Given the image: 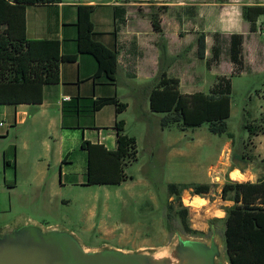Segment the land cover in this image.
Here are the masks:
<instances>
[{"label":"crops","instance_id":"0c3cea01","mask_svg":"<svg viewBox=\"0 0 264 264\" xmlns=\"http://www.w3.org/2000/svg\"><path fill=\"white\" fill-rule=\"evenodd\" d=\"M81 4L94 6V38L119 51L114 81L105 73L97 74L98 62L94 55L79 51L77 21ZM250 5L264 7V0H62L28 4V38L57 39L62 55L77 57L61 62L59 81L43 85L40 102L0 103V122H4L0 125L3 142L0 186L13 193L20 192L15 199L20 200L22 207L54 216L51 208L70 202L64 194L66 188H89L90 201L77 228L105 241L127 237L133 226L121 230L112 220L108 191V186L132 179L127 167L139 160L138 136L128 132L129 120L125 114L134 108L141 129L150 132L152 126L150 142L155 144L160 138L161 148L173 147L170 130L174 126L184 131L188 129L180 124L163 127L161 119L166 113L151 109V91L162 69L169 76L179 77L180 90L187 94L209 93L219 78L230 79V135L222 134L225 139L218 148L217 163L206 169L205 179L193 182L210 185V190L203 194L213 193L216 185L215 193L221 196L227 174L233 171L238 178L246 177L244 181L256 182L264 178V14L251 23L244 16V7ZM153 14L159 17L162 33L154 29ZM233 34L244 36L240 65L230 55ZM201 35H205L206 42L204 57L199 55ZM120 74L124 79L123 87L119 82ZM236 90L245 95L243 110L248 114V102L254 92L259 97L253 118L259 122L254 125L245 119L243 126L249 132H245L238 143L229 127L235 112L233 94ZM111 97L126 103V109L117 113L112 103L95 108L101 99ZM148 116L154 118L152 125ZM119 119L125 121V133L136 138L137 158L125 167L127 178L120 184H88L89 152L83 143L89 141L103 144L109 150L117 149L116 122ZM202 126L207 125L197 127ZM191 183L169 182L168 187L179 185L182 195L181 185ZM94 187L105 189L102 211H99V191L92 190ZM187 189L186 197L189 196L190 202L202 195L195 193L192 187ZM168 194L170 202L176 198L175 194ZM221 200L225 209L234 205L233 200H225L222 196ZM186 205L190 209L191 205ZM10 207L12 210V205ZM225 209L218 219L226 218ZM66 220L62 217L63 223ZM162 246L140 244L128 250Z\"/></svg>","mask_w":264,"mask_h":264},{"label":"trees","instance_id":"16d2710c","mask_svg":"<svg viewBox=\"0 0 264 264\" xmlns=\"http://www.w3.org/2000/svg\"><path fill=\"white\" fill-rule=\"evenodd\" d=\"M62 0H0V103L40 102L44 84L56 83L60 79V64L63 60H75L76 55L61 54L57 39H29L27 36L26 9L28 4L60 2ZM93 5L78 7L79 51L90 53L98 62L97 74L105 73L114 81L118 69L119 51L108 48L94 38L92 20ZM264 7L250 5L244 7V16L255 23ZM154 29L162 33L158 15L153 14ZM163 40V38H162ZM244 36L233 34L230 39L232 60L242 63ZM165 48V44H164ZM205 35L199 39V55L205 56ZM116 105L117 113L123 112L127 104L117 98H103L95 108L105 104ZM151 109L164 112L161 125L168 127L180 124L183 128L207 125L215 134H229L228 119L231 114L230 79L219 78L209 93H183L180 78L161 71L150 95ZM118 147L107 149L103 144L85 141L89 152L88 184H120L127 178L125 167L137 158V141L125 133V121L116 122ZM197 194L207 193L210 185L191 183ZM170 195L181 198L179 185H169ZM221 196L233 200L227 207L225 218L226 252L231 264H264V178L252 181L228 179L222 187ZM171 207V206H170ZM185 231L203 234L194 229L188 220L189 210L181 202L178 210Z\"/></svg>","mask_w":264,"mask_h":264},{"label":"rangeland","instance_id":"374dc122","mask_svg":"<svg viewBox=\"0 0 264 264\" xmlns=\"http://www.w3.org/2000/svg\"><path fill=\"white\" fill-rule=\"evenodd\" d=\"M119 82L120 86L123 87L122 74L119 76ZM244 100L245 95L242 91L236 90V93L233 94L235 112L229 121L230 131L234 134L236 143L241 140L245 132H249L243 126L245 119L251 120L250 122L254 125L259 122L253 121L254 113L259 104L258 95L254 92L252 100L248 102L250 114L243 110ZM136 114L134 108L125 114L129 120L128 132L136 133L138 136L139 160L127 167V173L133 178L121 185L108 186L109 195L111 196L109 206L113 214L112 220L119 225L121 230L124 228L131 229L130 226H133L128 232L130 234L127 233V237H114L105 241L94 233H82L77 228L91 196L89 188H82L81 186L65 189L64 194L70 202L51 208L56 216L49 213L45 215L37 210L34 211L33 208L22 207L20 200L15 199V195H19L20 192L13 193L6 187L0 186V229L7 224L16 222L32 221L44 226L56 225L57 223L59 226L74 230L82 243L89 247L113 246L120 247V249L124 247L126 248L123 249L125 251L147 249L128 250L140 244L163 245L162 247L170 245L177 240V232L182 234L183 239L201 237L210 240L214 235L221 243L226 259V248L223 244L225 242V219H218V215H221V210H224L225 207L222 206L223 202L220 194L215 193L217 186L213 187V193L202 194V198L197 197L190 202L189 196L186 197V192L189 189L181 185L183 192L181 198H175L171 202L168 200L169 182L183 184L185 182H201L205 179L203 176L206 169L217 163L218 148L225 136L211 133L207 126L188 128L185 131L174 126L170 130L173 147L171 149L161 148L160 138L155 144L150 142L149 138L153 135L152 126L150 132L142 130ZM148 120L152 125L154 118L148 116ZM2 144L3 142L0 140V149L3 147ZM153 147L156 149L152 150ZM234 167L235 165L232 168ZM231 175L227 174V180L244 181L246 179V177L238 178L236 171H233ZM1 177L0 173V180ZM92 190H98V188L94 187ZM98 191L100 196L99 211H102L105 189L100 188ZM190 193L194 194L192 191ZM181 202L185 206H187V203L191 205L188 209L189 224L192 228L203 231V234L195 235L185 231L177 211L181 208ZM170 205H174V207H170ZM62 217L65 220L67 219L66 223L68 222V225L63 223ZM201 226L205 228L202 229ZM105 242H108L107 245ZM162 247H154V249L159 251Z\"/></svg>","mask_w":264,"mask_h":264},{"label":"water","instance_id":"95a60500","mask_svg":"<svg viewBox=\"0 0 264 264\" xmlns=\"http://www.w3.org/2000/svg\"><path fill=\"white\" fill-rule=\"evenodd\" d=\"M176 235L175 242L159 251H125L89 247L63 226L16 222L0 229V264H231L214 235L210 240Z\"/></svg>","mask_w":264,"mask_h":264},{"label":"built area","instance_id":"2783aa9c","mask_svg":"<svg viewBox=\"0 0 264 264\" xmlns=\"http://www.w3.org/2000/svg\"><path fill=\"white\" fill-rule=\"evenodd\" d=\"M4 124V122H0V125H3Z\"/></svg>","mask_w":264,"mask_h":264},{"label":"bare ground","instance_id":"6f19581e","mask_svg":"<svg viewBox=\"0 0 264 264\" xmlns=\"http://www.w3.org/2000/svg\"><path fill=\"white\" fill-rule=\"evenodd\" d=\"M238 170V169H237Z\"/></svg>","mask_w":264,"mask_h":264}]
</instances>
